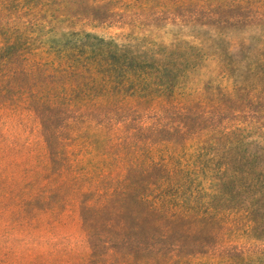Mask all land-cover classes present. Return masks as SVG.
I'll use <instances>...</instances> for the list:
<instances>
[{"label":"trees","instance_id":"obj_1","mask_svg":"<svg viewBox=\"0 0 264 264\" xmlns=\"http://www.w3.org/2000/svg\"><path fill=\"white\" fill-rule=\"evenodd\" d=\"M89 1L112 15L109 26L133 18L192 15V3L198 2ZM47 2L0 0V9L24 13V19L14 25L23 29L26 23L38 21L36 12ZM68 36L62 45L0 41V234L76 235L82 209H104L128 193L162 215L174 217L221 216L225 210L218 207L219 202L233 199L227 197L229 189L238 185L237 192L258 191L259 178L249 171L239 178L232 176L231 184L222 183L226 191L211 194L210 187L197 182L200 174L209 177L208 165L198 162L192 167L185 160L192 139L157 140L124 129L127 120L117 114L125 109H157L175 101L174 84H161L162 75L172 73L150 49L152 45L89 33L78 37L69 32ZM42 111L65 116L51 130L52 140L45 134ZM138 123L141 131L147 127L143 120ZM152 129L174 131L165 124H153ZM201 145L197 142L193 148L198 157L211 151ZM29 147L41 154L16 153ZM171 260L160 259L161 264ZM0 264L86 262L78 254L30 252L0 244Z\"/></svg>","mask_w":264,"mask_h":264},{"label":"rangeland","instance_id":"obj_2","mask_svg":"<svg viewBox=\"0 0 264 264\" xmlns=\"http://www.w3.org/2000/svg\"><path fill=\"white\" fill-rule=\"evenodd\" d=\"M47 3L36 12L38 21L23 29L14 25L24 13L0 9V41L62 45L72 32L152 45L172 73L165 72L161 84H174L175 101L157 109H125L117 114L127 120L124 129L157 140L192 139L185 160L192 167L198 162L208 165L209 177L200 174L197 182L210 187L211 194L226 191L222 183L231 184L232 176L249 171L258 176L259 189H229L227 197L233 199L219 202L225 210L221 216L168 217L128 193L104 209H82L76 235L0 234V244L78 254L86 264H161V258L172 259L169 264H180L175 259L190 264H264V0H198L192 3V15L133 18L111 26L114 19L107 9L89 0ZM59 117L65 118L40 112L50 140ZM141 120L147 126L142 131ZM153 124L174 131H156ZM197 142L211 151L198 157L193 149ZM223 146L227 148L219 151ZM28 152L41 154L31 147L16 153Z\"/></svg>","mask_w":264,"mask_h":264}]
</instances>
